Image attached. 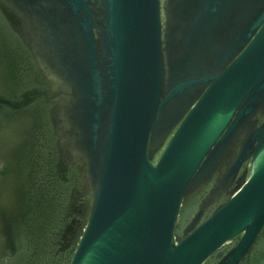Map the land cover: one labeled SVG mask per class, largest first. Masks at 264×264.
<instances>
[{"label": "water", "instance_id": "95a60500", "mask_svg": "<svg viewBox=\"0 0 264 264\" xmlns=\"http://www.w3.org/2000/svg\"><path fill=\"white\" fill-rule=\"evenodd\" d=\"M0 264H264V0H0Z\"/></svg>", "mask_w": 264, "mask_h": 264}]
</instances>
